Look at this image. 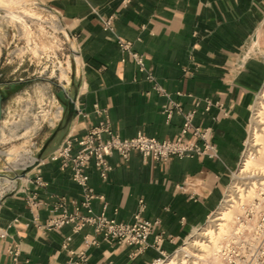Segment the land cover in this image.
I'll return each mask as SVG.
<instances>
[{
    "label": "crops",
    "instance_id": "1",
    "mask_svg": "<svg viewBox=\"0 0 264 264\" xmlns=\"http://www.w3.org/2000/svg\"><path fill=\"white\" fill-rule=\"evenodd\" d=\"M51 3L75 60L70 100L57 127L36 142L31 168L0 200V264H155L208 222L241 163L264 88V0ZM119 41L143 57L144 71ZM188 115L191 128L182 136ZM100 125L121 139L182 137L206 152L167 162L113 153L105 181L92 161L85 173L96 198L87 209V191L73 181L71 168L50 156L66 141L77 150V141ZM64 213L78 218L48 229ZM101 215L127 226L137 215L151 222L146 249L108 243L81 220Z\"/></svg>",
    "mask_w": 264,
    "mask_h": 264
},
{
    "label": "rangeland",
    "instance_id": "2",
    "mask_svg": "<svg viewBox=\"0 0 264 264\" xmlns=\"http://www.w3.org/2000/svg\"><path fill=\"white\" fill-rule=\"evenodd\" d=\"M74 61L69 35L52 9L51 0H0V91L3 96L0 200L14 192L13 179L31 168L40 136L46 129H53L61 122L70 100L68 86L73 77ZM261 93L253 107L245 153L224 200L251 148L253 121L261 102ZM20 160L30 162L16 166ZM260 182L264 184V179ZM239 214H236L235 220ZM207 225L208 222L196 230L180 249L185 248L195 234ZM175 254L160 263L166 264ZM209 258L211 261L214 257ZM217 258L225 264L220 256Z\"/></svg>",
    "mask_w": 264,
    "mask_h": 264
},
{
    "label": "built area",
    "instance_id": "3",
    "mask_svg": "<svg viewBox=\"0 0 264 264\" xmlns=\"http://www.w3.org/2000/svg\"><path fill=\"white\" fill-rule=\"evenodd\" d=\"M112 25V19L107 20L105 30H112ZM119 46L133 57L142 71L145 70L143 57L131 52V43L119 41ZM190 121L191 115L186 116L182 136L187 135L190 130ZM193 135L197 138L202 137L198 129H194ZM77 145L78 149L75 150L73 143L66 141L64 146L50 156V160L60 162L63 170L71 168L73 181L87 191V200L83 204L87 209L90 207V201L96 198L93 190L87 187L88 176L85 173L92 161L99 169L101 179L105 181L111 171L107 158L113 153L128 159L131 153L138 152L144 159L167 162L173 157L193 158L206 152L195 143H184L182 137L176 141H159L143 135L132 139H121L108 125L93 128L84 138L77 141ZM75 218H78L77 214L64 213L51 220L48 229L62 228L73 222ZM81 220L84 224L94 226L96 232L103 234L106 242L117 241L121 244L137 246L138 252L146 249L147 239L153 229V224L142 220L139 215L135 217V223L131 226L107 220L103 215L82 217ZM157 240L160 241V237ZM85 244L91 243L85 241ZM11 253L17 256V253L13 251ZM218 254L225 264H264V184L258 190L257 196L249 204L242 206L232 230L220 245Z\"/></svg>",
    "mask_w": 264,
    "mask_h": 264
},
{
    "label": "bare ground",
    "instance_id": "4",
    "mask_svg": "<svg viewBox=\"0 0 264 264\" xmlns=\"http://www.w3.org/2000/svg\"><path fill=\"white\" fill-rule=\"evenodd\" d=\"M260 100L253 121L251 148L226 199L218 212L209 218L208 225L166 264H223L217 258L221 240L232 230L235 216L242 205L253 200L263 185L260 181L264 179V89ZM20 161L16 166L30 162ZM211 256L214 258L210 261Z\"/></svg>",
    "mask_w": 264,
    "mask_h": 264
},
{
    "label": "water",
    "instance_id": "5",
    "mask_svg": "<svg viewBox=\"0 0 264 264\" xmlns=\"http://www.w3.org/2000/svg\"><path fill=\"white\" fill-rule=\"evenodd\" d=\"M2 118H3V96L0 91V131H1Z\"/></svg>",
    "mask_w": 264,
    "mask_h": 264
}]
</instances>
